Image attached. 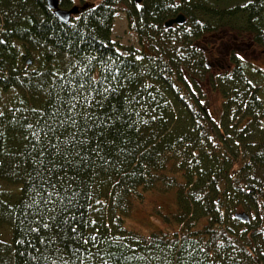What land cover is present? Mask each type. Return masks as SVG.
Returning <instances> with one entry per match:
<instances>
[{"label": "trees", "instance_id": "trees-1", "mask_svg": "<svg viewBox=\"0 0 264 264\" xmlns=\"http://www.w3.org/2000/svg\"><path fill=\"white\" fill-rule=\"evenodd\" d=\"M77 5L0 0V264H264V0ZM160 181L177 228L128 227Z\"/></svg>", "mask_w": 264, "mask_h": 264}, {"label": "rangeland", "instance_id": "rangeland-1", "mask_svg": "<svg viewBox=\"0 0 264 264\" xmlns=\"http://www.w3.org/2000/svg\"><path fill=\"white\" fill-rule=\"evenodd\" d=\"M97 2L98 0H82ZM81 0H76V4H80ZM111 37L121 45H132L141 48V44L134 30L128 25V20L124 10V6L116 12L111 30ZM216 51H211L210 54L215 55ZM221 53V52H220ZM251 59L254 63L264 67V52L258 50L257 54H251ZM219 59L222 60L221 56ZM214 104H217L218 95L210 94ZM1 188H9V185L0 181ZM175 186L168 187L164 181L158 182L152 189L142 191V196L135 199L131 212L125 217V224L143 233H150L156 229H174L177 225L173 222L165 221L164 215H170L176 209ZM12 189H10L11 191ZM2 232L5 237L8 236L9 229L2 227Z\"/></svg>", "mask_w": 264, "mask_h": 264}, {"label": "water", "instance_id": "water-1", "mask_svg": "<svg viewBox=\"0 0 264 264\" xmlns=\"http://www.w3.org/2000/svg\"><path fill=\"white\" fill-rule=\"evenodd\" d=\"M140 1V0H136ZM46 3L49 7H51L55 14L62 20V21H68L71 17V15L77 13L80 10L79 5L74 4L69 7H63L60 5L59 0H46ZM81 7H84V5H81ZM185 21V16L182 13H178L177 15L168 18L165 21L166 26H170L174 23H182ZM264 52V50H262ZM28 62H30V59H27ZM236 216L239 218H248V214L245 211H238L236 213Z\"/></svg>", "mask_w": 264, "mask_h": 264}]
</instances>
